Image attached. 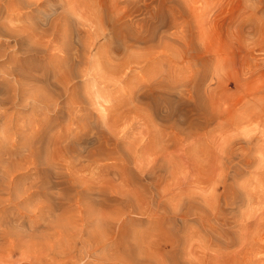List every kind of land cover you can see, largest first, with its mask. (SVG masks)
I'll use <instances>...</instances> for the list:
<instances>
[{
  "label": "rangeland",
  "instance_id": "374dc122",
  "mask_svg": "<svg viewBox=\"0 0 264 264\" xmlns=\"http://www.w3.org/2000/svg\"><path fill=\"white\" fill-rule=\"evenodd\" d=\"M37 1L72 11L73 34L90 13V61L135 62L109 85L88 63L74 124L63 97L57 114L8 95L11 142L24 121L44 126L8 151L21 163L0 180V264H264V0ZM22 10L0 17L41 25ZM14 39L0 86L50 84L53 50Z\"/></svg>",
  "mask_w": 264,
  "mask_h": 264
},
{
  "label": "bare ground",
  "instance_id": "6f19581e",
  "mask_svg": "<svg viewBox=\"0 0 264 264\" xmlns=\"http://www.w3.org/2000/svg\"><path fill=\"white\" fill-rule=\"evenodd\" d=\"M24 2H26V1H24ZM87 2H88V0H86V3L83 0V2H82V4H83L82 6H84L83 10H85V8L90 6L87 4ZM36 3H38L37 0L28 1L26 4L21 3L18 0H9L8 3H6L5 0H0V11L5 10L8 12V15H9V12H11V11H14L16 13L18 12L19 14H21L24 12L22 10V8L25 9L27 7H31V6L35 5L36 9H38V13L42 14V16H43V21H42L40 26H35L34 24L33 25L29 24L30 26L27 25V27L19 26V25H17V27H15V26L13 27L14 23H12L13 24L12 27L7 26L4 23V21H2V17H0V43H1V39L2 38L4 39V37H7V36L8 37H15L14 40H16V38H21V39H23V41L21 43L29 42V41L32 42L36 39V41H35L36 47L39 48V46H42V47H45L47 49H51V50H53V55H55V57H52L54 60V64L52 65V67L51 68H50V66L45 67L43 69L42 74H41L42 77L48 78V76H49L48 72L51 73L52 79L49 78V79H51L50 84H44L42 86H40V84H39L38 87H40V88H38V87L34 88L31 86H28L27 82H29V80L27 79L26 76L21 75V74H13L12 78L15 80L14 81L15 83H13L14 84L13 86L8 87V81L5 84H2L0 86V177H1L0 180H1V184H2V182L6 183L5 179H7V180L9 179V178H7V176H8L7 174H10L8 172L9 169L8 170L4 169V168H6L4 166H5V164L7 166V163L9 161L8 160V151L12 147H14V145H15L14 142L19 141L22 136H27L29 133H31V135L34 136L33 133L34 132L38 133L39 130L43 129V126H44V124H43L44 121H41L43 119H33L31 121H24V122H22V125H20V127L22 129H20L19 131H17V130L14 131V134H13L14 141L11 142L9 139L8 132L10 130L14 129V126L17 125V122L14 120L13 115L11 113H9L11 110H9V112H8L7 105H8L9 100H10L9 98L23 103L24 101H27L26 100L27 99L26 94L30 93L31 96H33L32 97L34 99L33 102L40 103L45 110H48V111L52 110V112L60 114L62 111V107H60L58 100H60L59 99L60 97H63L65 105L68 106L66 113H67L70 121L72 122V124H74V122L77 123V121H78V116L74 113V108H73V106L75 105V102H76L74 99V91L78 85L77 79L83 78L84 76L87 75L88 63L93 62L92 64L94 66H96V69H94V66H92V64L90 63L91 67H93V72H95L94 76H97V78L99 79V82H101L102 84L109 85L112 82L119 80V78H121L122 74H120V73L124 69L126 70L127 65L132 63L131 61L134 60V62H135V57L131 56V57H129L128 60H126V63H121L119 58L114 57L113 55H111V53L109 55V53H105V51L103 52L101 49L98 50L99 52L96 51V53L97 52L99 53V54L97 53L98 56L95 55L96 60L93 58L95 61L94 60L90 61L92 58L91 57V55H92L91 54V51H92L91 47H92V44H94V43H91V41L89 40V38L91 36L88 34L89 27H87L88 26L87 21H89V24L91 23L90 18H89L90 13L87 11L88 12V14H87V12L85 11V13L83 14L84 16L83 15L81 16L83 21H80L81 19L77 20V22L80 25V29L77 30L75 32V34H73L72 28H73V24L75 23L76 19L73 18L72 11H71V14H69L70 12L68 13V12L63 11V10H62V12L57 13V11L53 9L51 11V13H49V12H46V11L40 9V5L42 3H40V4L39 3L36 4ZM86 4L88 6H86ZM24 6H26V7H24ZM87 9L89 10V8H87ZM95 9H97V7H95ZM95 9H93V10H95ZM97 11L98 10H96L95 12H97ZM30 17L34 18L32 15ZM24 18H25V16H24ZM25 19H23V20H25ZM94 24H93V26H94ZM90 34H91V32H90ZM43 40H45V42H42ZM113 40L115 43V37L114 36H113ZM15 44H19V43L16 41ZM29 44L32 45L31 43H29ZM104 50H106V49L104 48ZM106 52H107V50H106ZM7 59H8V54L5 51H0V74L5 75V76H8V74H10V75L12 74V71L8 69L9 66L5 65V60H6V62H8ZM135 65H136V63H135ZM8 70H9V72H8ZM89 71H90V69H89ZM93 78L95 80L96 77H93ZM76 80H77V82H76ZM82 80H84V79H81V81ZM8 95H9V98H8ZM87 98H86V100H88ZM90 101L88 102L89 105H90ZM79 118L81 121V123H80L81 125L76 124V128H75L76 132L78 130H83L85 128V123H84L83 118H81V117H79ZM104 125L106 126V124H104ZM72 131L73 130H71V132ZM27 132H29V133H27ZM71 132H70V130H68L67 134L69 135V134H71ZM68 135L66 136V139L63 142L64 144L67 143V141L71 138ZM26 141H28V142H25V145L29 146L31 143V138H28V140L26 139ZM11 161H14V159ZM15 161H16V163H18L17 160H15ZM13 163L10 165L11 167H12ZM16 163H14V165ZM20 163H18V164H20ZM9 181H10V179H9ZM9 183H12V182L10 181Z\"/></svg>",
  "mask_w": 264,
  "mask_h": 264
}]
</instances>
